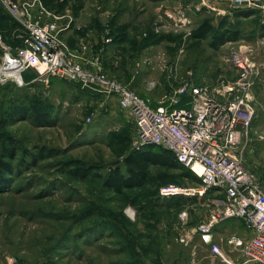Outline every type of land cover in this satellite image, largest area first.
Instances as JSON below:
<instances>
[{
    "label": "rangeland",
    "instance_id": "rangeland-1",
    "mask_svg": "<svg viewBox=\"0 0 264 264\" xmlns=\"http://www.w3.org/2000/svg\"><path fill=\"white\" fill-rule=\"evenodd\" d=\"M42 1L72 17L63 34L71 46L89 42L101 53L104 71L153 106L190 79L233 80L231 49L250 44V17L236 24L232 0ZM8 17L0 11V65L5 53L14 52L20 32ZM204 20L212 22L214 32L238 27L240 36L217 49L211 37L191 38ZM260 57L264 61L263 53ZM261 70L260 99L254 100L258 116L241 146L246 169L264 187V66ZM2 75L0 158L12 164L13 172L0 181V264H150L144 257L162 256L167 248L175 264H227L202 257L204 243L210 244L200 233L188 244L180 241L208 221L213 197L220 195L215 189L193 194L202 181L185 174L189 168L151 165L145 185L121 194L103 186L118 167L126 172L124 159L137 150L134 119L114 96L55 75L41 77L33 69L20 81ZM34 110L45 113L46 120L37 121ZM2 138L15 142L2 145ZM42 145L57 148L58 154L34 162L25 150L36 152ZM6 149H15L16 156L10 158ZM76 167L91 168V174L74 176L70 171ZM168 187L191 193L163 196ZM235 226V219L220 223L221 237L239 235ZM239 232L249 235L245 226Z\"/></svg>",
    "mask_w": 264,
    "mask_h": 264
},
{
    "label": "built area",
    "instance_id": "built-area-1",
    "mask_svg": "<svg viewBox=\"0 0 264 264\" xmlns=\"http://www.w3.org/2000/svg\"><path fill=\"white\" fill-rule=\"evenodd\" d=\"M234 5L255 4L264 10V0H232ZM0 6L18 24L20 44L7 52L0 72L3 78L22 80L26 70L41 77L55 75L78 83L82 88L114 96L128 110L135 123L136 147L154 145L171 150L177 160L202 181L193 192L200 196L215 189L208 221L180 237L188 244L200 233L212 252L227 264L232 262L214 241L213 228L228 219H240L247 238H227L232 250L240 249L245 261L264 264V187L243 162V138L252 127L256 111L251 89L260 72L255 48L250 44L231 49L230 59L237 75L233 80L194 83L188 80L166 94L156 106L120 80L109 76L102 55L89 42L73 47L63 34L72 17L48 9L42 0H0ZM69 17V18H67ZM201 169V171H199ZM168 187L163 196L186 193ZM191 192H187L189 194Z\"/></svg>",
    "mask_w": 264,
    "mask_h": 264
},
{
    "label": "trees",
    "instance_id": "trees-1",
    "mask_svg": "<svg viewBox=\"0 0 264 264\" xmlns=\"http://www.w3.org/2000/svg\"><path fill=\"white\" fill-rule=\"evenodd\" d=\"M245 7L246 6H239L235 9L236 11H234L235 13L233 15L235 19L233 20L236 22V24H238L240 18L249 17L251 13L256 12L255 9H245ZM0 11L1 14L9 16L8 18L11 19L17 28L19 27L17 22L8 13H6L1 6ZM228 19L232 20V18L228 17L226 21ZM219 30L220 31L214 32V26L212 22L210 20H204L197 27L192 29L190 36L193 39H206L211 37V46L217 49L228 41L237 40L241 31L235 26H222ZM15 38L16 46L20 44V39L17 38L16 35ZM34 116L37 121L46 120V114L39 110H34ZM6 140H9L11 143L15 142L13 138H7L2 140V145H5ZM5 151L6 155H9L10 158H14L16 156L15 149H6ZM25 152L33 156L34 162H38L45 158L57 155L58 149L42 145L39 146V149L36 152H30L28 150H25ZM124 162L127 168L126 172H123L118 167L114 170V172L107 175L103 182V186L105 188L113 190L118 194L123 193L126 189L142 187L145 185L148 181L149 167L151 165H163L176 169H182L184 167V165L177 160L175 154L171 150L154 145H149L140 150H135L128 153L124 159ZM12 172V164L3 160V158H0V181L5 178L6 174H10ZM70 172L74 176L85 179L91 174V168L76 167L71 169ZM185 174L195 175L190 169H187Z\"/></svg>",
    "mask_w": 264,
    "mask_h": 264
},
{
    "label": "crops",
    "instance_id": "crops-1",
    "mask_svg": "<svg viewBox=\"0 0 264 264\" xmlns=\"http://www.w3.org/2000/svg\"><path fill=\"white\" fill-rule=\"evenodd\" d=\"M251 6H255V4L250 5V9H253L255 7H251ZM230 7L233 8L232 9L233 11H236L235 9L238 8L239 6L233 4V5H230ZM255 10H256V12L251 13L249 16L250 17V24H251V26H250V46L255 48L254 57L261 64V67H260V72L257 75V77L255 78V83L251 89V96H252V101H253L254 105L256 104L254 102V100L260 99L259 92L257 91V87H258V84L261 82V79L259 76L261 75V72H262L261 68H263V66H264L263 57L262 58L260 57V54H262V53L264 54V31L261 32L262 36H260L261 34L259 32L260 29L264 30V10H262L261 8L255 9ZM255 36H257V38ZM260 37H263V38H260ZM262 94H264V92H262ZM263 104H262V106H263ZM259 114H260V112H259ZM257 116L258 115H255V117H257ZM263 116H264V112H263ZM252 140H253V138L250 135V144L252 143ZM232 219H235V218H232ZM235 225H236L235 226V229H236L235 232L239 233L238 236L241 238H247V236H244L241 234V232H239L240 227L244 226L243 221L240 219H235ZM218 226L219 225H217L216 227L213 228L214 241L216 243H218L219 245H221L224 252L228 254L229 260L232 262V264H250V263H244L245 258H244L240 249L232 250V247L227 243L228 237H226V239H225V237H223V235L221 237L220 234H223L224 230H222ZM190 231L191 230H188L186 233H189ZM235 232H233V233H235ZM204 245L206 247L204 246L203 248H201V251L203 254L202 257L209 259L208 261H211V262L216 261V259L218 257H216V255L214 253H212L211 246L207 245L206 243H204ZM167 247H169V244L167 245ZM164 251H165V253H164V255L162 254V256L161 255H155V257H153V256L150 257V259H148L149 257H144V258L146 259V261H150V264H166V263L168 264V261H172V263L175 264L177 262L176 261L177 258L175 257V255H172L171 253L167 254V251H170L168 248L165 249Z\"/></svg>",
    "mask_w": 264,
    "mask_h": 264
},
{
    "label": "bare ground",
    "instance_id": "bare-ground-1",
    "mask_svg": "<svg viewBox=\"0 0 264 264\" xmlns=\"http://www.w3.org/2000/svg\"><path fill=\"white\" fill-rule=\"evenodd\" d=\"M17 80H18V81H20L21 79H20V78H18ZM22 80H23V79H22ZM199 171H201V169H199ZM177 190H178V191H181V188H177ZM133 212H135V211H133ZM133 212L131 213V215H133V216H134V214H135V213H133ZM133 216H132V217H133Z\"/></svg>",
    "mask_w": 264,
    "mask_h": 264
}]
</instances>
